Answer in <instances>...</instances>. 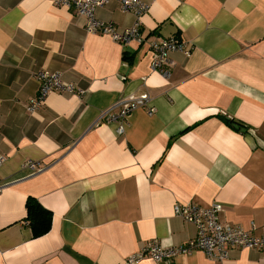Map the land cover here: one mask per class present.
<instances>
[{"label": "crops", "instance_id": "1", "mask_svg": "<svg viewBox=\"0 0 264 264\" xmlns=\"http://www.w3.org/2000/svg\"><path fill=\"white\" fill-rule=\"evenodd\" d=\"M145 1V42L123 45L57 0H0V264H124L150 239L185 244L198 231L177 203L219 201L224 222L264 235V0ZM96 13L120 28L137 21L121 0ZM171 35L192 51L173 52L165 77L150 43ZM42 70L84 95L53 91L29 111ZM143 92L157 111H134L125 133L100 117ZM28 159L49 166L28 175ZM29 197L52 212L42 236ZM169 264H264V251L218 261L197 250Z\"/></svg>", "mask_w": 264, "mask_h": 264}, {"label": "built area", "instance_id": "2", "mask_svg": "<svg viewBox=\"0 0 264 264\" xmlns=\"http://www.w3.org/2000/svg\"><path fill=\"white\" fill-rule=\"evenodd\" d=\"M112 0H57L58 4L73 8L79 15L85 17V30L88 33H102L110 35L114 40L129 45L133 41L144 43L145 38L140 30L142 16L148 11L150 5L145 0H121L122 9L131 11L136 15L137 21L133 26L120 28L111 21H106L97 16V9L105 6ZM153 58L151 69L158 71L165 77L170 76L171 54L181 51L189 55L192 45L176 35L163 37L150 43ZM40 79L39 93L32 98L28 105L31 112L38 110L53 91H63L84 95L82 89H77L73 83L63 79L60 72L42 70L37 73ZM139 108H145L152 115L157 109L152 105V98L148 92L133 94L119 98L109 107L103 109L100 117H106L110 123L117 124V133L126 131L129 117ZM3 160L0 157V163ZM49 166L40 160L28 159L23 168L28 175L43 171ZM0 184V191L3 188ZM175 213L188 222L196 225L198 234L195 238L181 245H164L159 239H150L141 248L130 254L124 264L139 263L143 259L151 258L156 262L169 264L178 256L203 250L218 261L229 258L234 248H254L264 251V235L258 236L243 228L241 225H233L221 219L223 204L215 201L209 206L196 203H177Z\"/></svg>", "mask_w": 264, "mask_h": 264}, {"label": "trees", "instance_id": "3", "mask_svg": "<svg viewBox=\"0 0 264 264\" xmlns=\"http://www.w3.org/2000/svg\"><path fill=\"white\" fill-rule=\"evenodd\" d=\"M228 124L239 123L235 118L225 117ZM27 221L33 230L35 237L46 234L52 226V212L45 208L35 197H29L26 201Z\"/></svg>", "mask_w": 264, "mask_h": 264}, {"label": "water", "instance_id": "4", "mask_svg": "<svg viewBox=\"0 0 264 264\" xmlns=\"http://www.w3.org/2000/svg\"><path fill=\"white\" fill-rule=\"evenodd\" d=\"M236 127H237V128H241V126H240V125H236ZM243 130H246V129H245V128H243Z\"/></svg>", "mask_w": 264, "mask_h": 264}]
</instances>
